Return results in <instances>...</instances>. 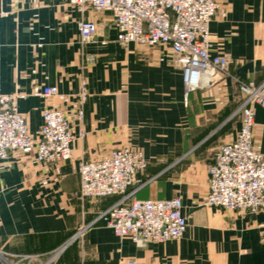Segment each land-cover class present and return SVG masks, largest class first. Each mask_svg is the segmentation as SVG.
I'll return each mask as SVG.
<instances>
[{"label":"crops","instance_id":"crops-1","mask_svg":"<svg viewBox=\"0 0 264 264\" xmlns=\"http://www.w3.org/2000/svg\"><path fill=\"white\" fill-rule=\"evenodd\" d=\"M209 23L210 52L228 55L224 71L205 73L184 96L182 72L162 44L121 45L109 11L79 14L69 0H0V94H15L28 131L37 136L42 112H71L87 81L84 136L71 157L46 165L10 154L0 164V264H39L117 195H78V163L128 145L148 164L137 199L178 196L187 227L179 239L136 246L101 221L67 244L50 264H117L132 258L151 264H264V211L223 209L204 203L206 167L219 145L236 137L232 113L243 98L240 83L264 80V0H217ZM94 20L93 41L82 43L77 20ZM92 54L94 62L81 64ZM45 85L58 93L42 95ZM253 141L264 151V106L253 105Z\"/></svg>","mask_w":264,"mask_h":264},{"label":"built area","instance_id":"built-area-1","mask_svg":"<svg viewBox=\"0 0 264 264\" xmlns=\"http://www.w3.org/2000/svg\"><path fill=\"white\" fill-rule=\"evenodd\" d=\"M79 14L89 8L109 11L116 28V40L121 45L136 44L153 47L168 46L182 72L184 96L200 85L205 73L224 71L228 55L210 52L209 23L217 13V0H69ZM77 31L82 43L94 40L97 24L81 16ZM92 54L82 56L81 64L94 62ZM243 98L232 116L239 118L236 137L218 146L213 161L207 165L208 194L204 203L223 209H240L254 213L264 211V151L253 141V105L264 106V80L261 83H240ZM58 93L56 85H45L42 95ZM15 94H0V164L11 153L31 155L39 165L65 161L71 157V143L84 136L73 123H82L84 105L88 97L87 81L80 79L76 105L71 112L47 108L42 112V123L37 136L28 131L25 116L18 110ZM148 161L140 150L128 145L112 149L95 159L78 163V195L83 199L117 195L118 199L100 211L89 223L80 226L61 247L45 261L50 264L60 251L92 224L101 221L119 237H129L142 247L149 242L179 239L186 227L181 199H137L134 193L144 181L140 174ZM28 261L39 260L38 255H25ZM8 264H17L10 262ZM117 264H151L132 258L119 259Z\"/></svg>","mask_w":264,"mask_h":264}]
</instances>
